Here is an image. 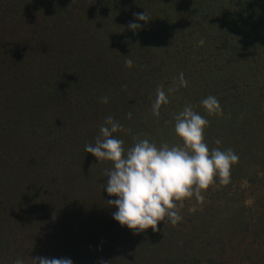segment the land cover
Segmentation results:
<instances>
[{"label": "rangeland", "instance_id": "1", "mask_svg": "<svg viewBox=\"0 0 264 264\" xmlns=\"http://www.w3.org/2000/svg\"><path fill=\"white\" fill-rule=\"evenodd\" d=\"M96 1L84 0L87 12ZM210 1L149 0L137 9L133 1L134 7L131 3L117 16H109V27L89 24L85 37L92 38H88L86 50L80 47L77 53L68 45L80 19L66 25L68 22L40 17L47 34L39 49L42 58L60 57V49L77 60L84 57L82 49L97 58L103 49L113 60L108 80L116 83H92L86 78L87 82L69 83L66 92L107 97L106 116L123 126L114 136L124 140L125 149L141 139L157 147L182 146L174 130L175 117L191 105L210 122L204 130L209 149H232L239 157L231 166L228 183L216 177L202 191L203 200L193 196L176 201L182 220L176 225L161 221L157 231L148 229L151 238H132L137 235L133 230L132 236L124 237L123 226L112 215L104 228V241L96 249L86 245L89 253H96V259L90 261L93 264H264V0L259 10L252 5L248 13L239 10V0ZM143 11L152 19L146 24L134 18V13ZM131 22L141 28L130 30ZM54 34L64 37L61 45L68 49L58 47ZM212 45H216L214 49ZM198 50L202 55L195 57ZM127 59L133 60L131 68L125 64ZM12 62L18 70L10 66L3 75L9 84L14 76L27 75L29 68ZM158 65L167 66L163 77H144L147 68ZM181 74L186 86H181ZM45 82V76L37 81L42 89L36 96L31 93L30 81L21 83L20 97L25 95L33 103L45 100L43 104L49 105L46 99L52 92ZM158 88L166 92L168 103L161 105L156 116L152 106ZM209 95L217 98L222 113L209 114L201 107L200 101ZM79 122L77 119L71 125ZM83 124L80 122L79 131L56 121L42 127L40 136L32 137L27 148L12 150L6 157L9 165L0 168L4 178L0 180V227L19 231L16 257L24 258L25 264H33L35 257L58 258L73 248L70 243L85 239L90 228H101V221L107 220L105 212L109 214L107 201L117 198L103 189L111 162L99 163L84 150L85 144L95 143L100 126L97 122L86 134ZM53 131L54 138L45 136ZM60 193L67 200L41 225L31 211L48 210Z\"/></svg>", "mask_w": 264, "mask_h": 264}, {"label": "trees", "instance_id": "2", "mask_svg": "<svg viewBox=\"0 0 264 264\" xmlns=\"http://www.w3.org/2000/svg\"><path fill=\"white\" fill-rule=\"evenodd\" d=\"M39 1L46 4V6H43ZM133 1H136V9L141 8L140 5L147 3V1L149 2V0H98L95 5L89 6L90 9L87 12V6L83 5L84 0H0V168L2 170L6 168L5 166L9 165L6 157L11 155V151L15 148H27L32 137L36 139L40 136L39 129L43 130L42 127L48 125L47 121L51 122L48 126L56 121L57 124H62L67 128L73 127L77 131L81 130L79 126L80 122H83V125L86 124V129L83 127L86 134L90 130L88 128L95 127L97 122L99 126L104 123V120L109 115L106 116L105 103L102 102L100 99L102 97H99L98 93V97L93 98L85 95L80 96L83 98L81 101L75 92H66V89L71 82H87L86 78H89L92 83L108 80L111 74L110 68L114 65V62L108 59V55L103 49L97 58H95L93 53L83 50H86L87 43L92 38L88 36L86 39L85 29H88L87 26L89 24L95 25L96 28L109 27L108 23L111 20L109 16L111 14H116L117 16L123 12L122 10L128 9L131 3L134 7ZM210 2V7L212 8L213 3L212 1ZM262 4L263 0H239L237 7L240 11L248 13L252 5H254V9L259 10ZM42 15L45 18H49L50 21L54 19L53 22H68L66 25L73 22L74 18L80 19L79 29H75V36L70 37L68 47H72L75 53H77L78 48L82 47L83 59L78 58L77 60L75 55L69 56L67 50H63V52L61 49L59 50L60 57L54 58L53 55H50L47 59H44L39 56V49L44 47L43 41L47 35L42 29L44 26L43 19H40ZM2 35L3 37H1ZM54 38L59 41L58 47L62 48L61 41L64 37L60 35ZM66 39H68V35ZM198 44L202 46L200 42ZM215 46L212 45L210 47L214 49ZM204 49L207 50V46ZM196 53L198 54L195 57L202 55L200 50ZM68 59L71 62L70 67L67 65L69 63ZM11 62L13 64L15 62L20 65L23 64L29 68L26 69L27 75L19 79L17 76H14L11 84H9L6 83L5 77H3L4 72L7 73L11 67V70H18L17 67L11 66ZM182 62L184 61L182 60ZM165 67L161 65L149 67L145 70L146 74H144V77L148 75L163 77L162 72L165 70L163 69ZM238 73L241 75V71ZM44 76L46 80L45 86L52 92L48 94L46 99L49 105L43 104L45 100L43 103H33V101H27L29 97L26 98L25 95L20 97L21 83L26 85L28 81H30L28 85L33 96L38 95L42 87L37 85V81ZM107 83L116 82L108 80ZM143 83L147 82L143 81ZM77 119L80 121L79 125L72 126V121ZM238 119H235V123L238 122ZM42 135L43 133L41 132ZM53 135H56L55 131L51 133L47 132L45 136L54 138ZM3 179L0 176V180ZM62 195L60 193V197L58 196L57 199L56 197L53 198L51 204L47 206L48 210L31 211L41 225L47 224L43 220L49 219L52 213L55 214V210L59 212V208H61L60 204H64V200H67L61 197ZM58 199L59 202L57 203ZM110 207L112 206H109V214L108 211L107 213L105 212L107 220L101 221L102 223L104 222L101 228H90L89 234L85 239L79 240V243H70L69 245L72 244L73 248L67 249L58 258H70L73 264H93L90 261L94 258L96 259V253H89V248H86V245H90L91 248L96 249L104 241V228L108 226L111 220L110 217L116 211L114 207ZM123 228L124 237L128 234L132 236L130 235L133 234L131 230L127 227ZM8 229L11 231H8ZM17 234H19V231L13 228L0 227V264H14L15 260L19 258L16 257L17 245L20 239ZM141 236H150L151 238L150 230H144L132 238L139 240ZM160 237H164V233H161ZM115 243H118V241ZM105 244L110 243L105 242ZM112 245L116 246V244ZM71 249H73L74 253L69 251ZM22 260L23 264H25V259L23 258ZM98 264H101V262Z\"/></svg>", "mask_w": 264, "mask_h": 264}, {"label": "clouds", "instance_id": "3", "mask_svg": "<svg viewBox=\"0 0 264 264\" xmlns=\"http://www.w3.org/2000/svg\"><path fill=\"white\" fill-rule=\"evenodd\" d=\"M134 18L145 24L152 20L145 11L134 13ZM127 27L135 31L141 28V24L131 22ZM125 64L131 68L133 60L127 59ZM180 83L186 86L182 74ZM102 102L108 103V98L103 97ZM167 103L168 95L158 88L152 106L153 115L158 116L161 105ZM200 105L209 114L222 113L214 96L202 99ZM209 123L188 105L175 117L174 130L182 146L162 144L157 147L148 139H141L125 149L124 140L114 136L123 131V126L111 116L104 120L95 143L85 144L84 150L99 163L110 161L112 164L106 172L103 189L108 196L117 197L107 201L116 209L113 213L115 221L137 234L149 228L157 231L161 221L176 225L182 220L176 201L193 196L203 200L202 191L208 189L216 177L221 183H228L231 166L239 157L232 149H209L204 137ZM32 260L33 264H73L70 258L35 257ZM14 264H23V260L17 258Z\"/></svg>", "mask_w": 264, "mask_h": 264}]
</instances>
